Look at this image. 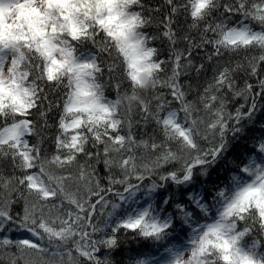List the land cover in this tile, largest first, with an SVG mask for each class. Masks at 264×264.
Segmentation results:
<instances>
[{"label": "snow or ice", "instance_id": "1", "mask_svg": "<svg viewBox=\"0 0 264 264\" xmlns=\"http://www.w3.org/2000/svg\"><path fill=\"white\" fill-rule=\"evenodd\" d=\"M0 264H264V0H0Z\"/></svg>", "mask_w": 264, "mask_h": 264}, {"label": "trees", "instance_id": "2", "mask_svg": "<svg viewBox=\"0 0 264 264\" xmlns=\"http://www.w3.org/2000/svg\"><path fill=\"white\" fill-rule=\"evenodd\" d=\"M99 167L102 170V165ZM20 233L21 232L14 231V232L9 233V235H11L13 238H20ZM137 248H138V245L136 243H129L128 245L125 246V252L122 253L120 256H118L117 259H121V258L126 257L127 255L134 254ZM128 249H131L132 251L129 252Z\"/></svg>", "mask_w": 264, "mask_h": 264}, {"label": "rangeland", "instance_id": "3", "mask_svg": "<svg viewBox=\"0 0 264 264\" xmlns=\"http://www.w3.org/2000/svg\"><path fill=\"white\" fill-rule=\"evenodd\" d=\"M26 234L25 233H20V237H23V236H25Z\"/></svg>", "mask_w": 264, "mask_h": 264}]
</instances>
